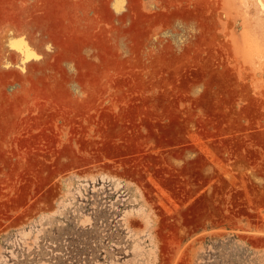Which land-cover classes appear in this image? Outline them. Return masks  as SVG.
<instances>
[{
  "label": "rangeland",
  "instance_id": "obj_1",
  "mask_svg": "<svg viewBox=\"0 0 264 264\" xmlns=\"http://www.w3.org/2000/svg\"><path fill=\"white\" fill-rule=\"evenodd\" d=\"M0 264H264V0H0Z\"/></svg>",
  "mask_w": 264,
  "mask_h": 264
}]
</instances>
